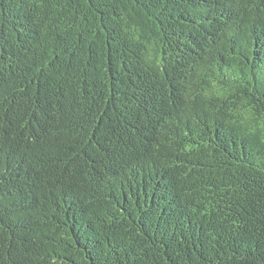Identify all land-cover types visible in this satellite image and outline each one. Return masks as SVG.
Wrapping results in <instances>:
<instances>
[{"label": "trees", "instance_id": "1", "mask_svg": "<svg viewBox=\"0 0 264 264\" xmlns=\"http://www.w3.org/2000/svg\"><path fill=\"white\" fill-rule=\"evenodd\" d=\"M0 264H264V0H0Z\"/></svg>", "mask_w": 264, "mask_h": 264}]
</instances>
